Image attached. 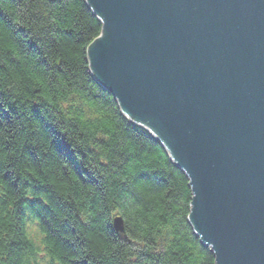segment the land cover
<instances>
[{
	"label": "trees",
	"instance_id": "obj_1",
	"mask_svg": "<svg viewBox=\"0 0 264 264\" xmlns=\"http://www.w3.org/2000/svg\"><path fill=\"white\" fill-rule=\"evenodd\" d=\"M102 32L87 0H0V264H43L27 189L46 197L48 264H215L188 175L91 72Z\"/></svg>",
	"mask_w": 264,
	"mask_h": 264
},
{
	"label": "water",
	"instance_id": "obj_2",
	"mask_svg": "<svg viewBox=\"0 0 264 264\" xmlns=\"http://www.w3.org/2000/svg\"><path fill=\"white\" fill-rule=\"evenodd\" d=\"M87 1L90 68L188 175L215 264H264V0Z\"/></svg>",
	"mask_w": 264,
	"mask_h": 264
},
{
	"label": "bare ground",
	"instance_id": "obj_3",
	"mask_svg": "<svg viewBox=\"0 0 264 264\" xmlns=\"http://www.w3.org/2000/svg\"><path fill=\"white\" fill-rule=\"evenodd\" d=\"M88 59H89V57H88ZM91 72H92V70H91ZM138 125H140V124H138ZM24 196H25V199L27 201L26 202L25 201H21V204L23 205V208H22L23 211H24V208L28 209L27 207L31 204V207H32V209L34 208V210H35L34 212L35 213L29 214L28 212L24 211L25 215H24V218L22 220H24V226H25L24 228H25V230H24V232L22 231V234L25 237H27V239H30L31 241L34 240L33 241V246L37 247L36 259L40 258L41 259L40 261H43V264H48L49 259L51 260V258L49 256L50 252H49V249H47L43 245L44 241L46 242V245L48 244L47 233H45V231L42 228V224L40 222L41 214H40L39 211H37V208H36V207H40L41 210L44 209V208H41L42 207L41 204L42 203L43 204L46 203V200H45L46 197H45V195H42V193H40V192L37 193L36 190H28V189H27V192L24 194ZM118 220L123 222V227L125 229L123 231V233H121V231L119 230L118 234H120V235L125 234V232H127V229H126L127 223H126L125 218L122 216L121 213H113V215L111 216V222H112L113 226L115 225L114 221H118ZM116 226H120L121 227L122 225H119L117 223ZM114 229H115V231H117V229L115 227H114ZM198 236L200 237L199 234H198ZM205 245L207 247H209L212 252L214 251L211 246H209L207 244H205ZM213 254H214V252H213ZM214 256H215V254H214ZM215 261H216V259H215ZM52 262H56V261L52 260ZM137 262H139V260ZM55 264H60V263L56 262Z\"/></svg>",
	"mask_w": 264,
	"mask_h": 264
},
{
	"label": "rangeland",
	"instance_id": "obj_4",
	"mask_svg": "<svg viewBox=\"0 0 264 264\" xmlns=\"http://www.w3.org/2000/svg\"><path fill=\"white\" fill-rule=\"evenodd\" d=\"M96 78V77H95ZM96 80L100 83V81L96 78ZM101 84V83H100ZM102 85V84H101ZM103 86V85H102ZM104 87V86H103ZM105 88V87H104ZM121 233H123V232H121Z\"/></svg>",
	"mask_w": 264,
	"mask_h": 264
}]
</instances>
